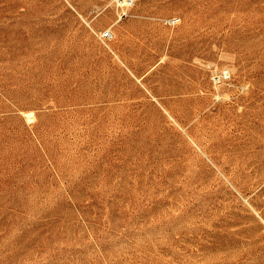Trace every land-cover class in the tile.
Here are the masks:
<instances>
[{
    "label": "rangeland",
    "instance_id": "obj_1",
    "mask_svg": "<svg viewBox=\"0 0 264 264\" xmlns=\"http://www.w3.org/2000/svg\"><path fill=\"white\" fill-rule=\"evenodd\" d=\"M0 264H264V0H0Z\"/></svg>",
    "mask_w": 264,
    "mask_h": 264
},
{
    "label": "built area",
    "instance_id": "obj_2",
    "mask_svg": "<svg viewBox=\"0 0 264 264\" xmlns=\"http://www.w3.org/2000/svg\"><path fill=\"white\" fill-rule=\"evenodd\" d=\"M137 0H114L116 7L120 11V15H126L128 13V9L131 5H133ZM165 21L169 24H173L176 22L175 16L166 17ZM99 36L103 40H109L114 36V32L112 28L109 26L104 30L100 31ZM227 71H224V74L227 75Z\"/></svg>",
    "mask_w": 264,
    "mask_h": 264
}]
</instances>
